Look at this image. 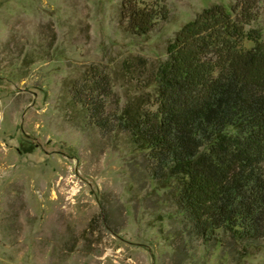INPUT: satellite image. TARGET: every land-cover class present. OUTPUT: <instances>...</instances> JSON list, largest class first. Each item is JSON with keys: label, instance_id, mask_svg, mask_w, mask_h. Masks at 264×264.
I'll return each instance as SVG.
<instances>
[{"label": "rangeland", "instance_id": "rangeland-1", "mask_svg": "<svg viewBox=\"0 0 264 264\" xmlns=\"http://www.w3.org/2000/svg\"><path fill=\"white\" fill-rule=\"evenodd\" d=\"M123 1L0 0V264H264V237L198 236L149 175L146 152L97 126L76 94L106 80L110 95L95 94L118 115L186 23L236 0H164L168 16L142 35ZM259 6L248 28L264 41Z\"/></svg>", "mask_w": 264, "mask_h": 264}, {"label": "trees", "instance_id": "trees-1", "mask_svg": "<svg viewBox=\"0 0 264 264\" xmlns=\"http://www.w3.org/2000/svg\"><path fill=\"white\" fill-rule=\"evenodd\" d=\"M122 11L128 29L140 35L168 16L164 0H124ZM259 14V0L205 8L146 75L143 61L140 93L114 117L104 114L106 99L95 94L110 95L106 80L76 87L97 126L129 133L146 152L149 175L169 187L203 238L218 230L236 241L264 237V41L260 30L248 28ZM125 66L135 72L130 61ZM150 87L153 94L145 97Z\"/></svg>", "mask_w": 264, "mask_h": 264}]
</instances>
